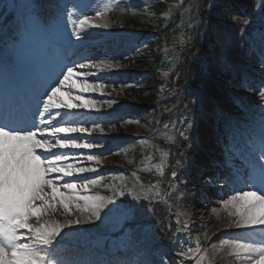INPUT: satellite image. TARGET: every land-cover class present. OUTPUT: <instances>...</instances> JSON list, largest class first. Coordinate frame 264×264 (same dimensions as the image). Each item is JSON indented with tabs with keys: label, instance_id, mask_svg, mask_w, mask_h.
I'll list each match as a JSON object with an SVG mask.
<instances>
[{
	"label": "snow or ice",
	"instance_id": "6c2138e0",
	"mask_svg": "<svg viewBox=\"0 0 264 264\" xmlns=\"http://www.w3.org/2000/svg\"><path fill=\"white\" fill-rule=\"evenodd\" d=\"M113 6V3L97 5L94 16H89L81 11L88 5H56L61 9L60 14L67 13L72 28L70 35L76 41L82 39L88 28H109L111 24L106 14ZM28 7L29 12L23 22L25 29L58 31L56 25H49L41 19L34 6ZM261 9L264 10V0ZM74 15L76 19H73ZM196 18L193 14V20ZM237 21V17H232L233 23ZM239 22L243 27L239 30L238 39L243 40L245 35L251 36L248 28L252 20L245 17ZM188 27H193V23H189ZM180 42L185 43L183 39ZM230 42V38L220 40V67L223 72L232 69L226 55ZM260 43L264 46V29L260 32ZM261 56L264 69V52ZM79 59L82 62L65 58L55 60L46 76L33 89L24 111L13 114L0 107V264H70L55 248V242L65 229L71 231L76 225L100 220L102 210L109 205L118 207L121 197H131L132 201L125 210V220L133 218L137 212L135 202L142 199L149 202L150 208L157 197L169 203V193L161 196L159 181L146 186L135 171L132 175L136 177L138 188L136 185L128 187L116 183V176L112 177L113 183L104 184L105 177L96 175L95 178H89L86 175L97 173V168L103 163L102 156L91 153L93 150H103L105 146L93 141L106 135L103 127V122H107L105 118H115L107 109L117 104L113 99L92 98L96 93L104 95V90L109 87L101 82L102 77L98 73L123 66L112 60ZM92 69L95 71H90ZM169 71L172 69L163 71L162 75L167 77ZM258 88L260 99L264 101V80ZM174 108L175 105L164 111L171 113ZM84 112L96 115H76ZM261 115L264 119V111ZM213 116L218 125L231 127V120L223 110L214 111ZM125 123L138 124L139 121L129 120ZM169 123L171 128L169 124L164 125L168 129L164 139L170 143H175L177 136L188 139L187 132L193 127L192 121L180 119ZM86 124L90 126L86 127ZM185 124L187 127L181 131L180 128ZM94 133L100 136H93ZM139 143L147 145L148 141L141 139ZM79 150L89 154L85 155ZM157 150L161 153L158 164L151 163V156H146L145 160L150 168H155L156 173L163 176L168 166L169 152ZM74 152L79 154L69 155ZM85 163L87 166H83ZM176 166L183 167L181 160H176ZM144 170H149V167ZM177 176L176 167H173L168 183L173 193L178 192L176 184L172 182ZM222 179L227 193L231 194L225 199L227 193H221L218 201L221 207H213L211 213L217 219H220L221 212L226 213L228 223L223 227L241 229L244 234L211 244V256L209 247L202 246L197 236L195 247L177 251L175 262L161 258L158 262L145 261L143 264H184L185 260L194 261V264H216L217 255L222 250H228L227 255L233 257L234 264H264V133L259 143L245 156V166L231 171ZM99 187L107 189L111 195L104 196L95 191ZM57 215L64 217L63 221L57 219ZM181 215L183 213H176L177 232L189 227L187 219L181 223ZM203 238L205 241L210 239L207 232L203 233Z\"/></svg>",
	"mask_w": 264,
	"mask_h": 264
},
{
	"label": "rangeland",
	"instance_id": "374dc122",
	"mask_svg": "<svg viewBox=\"0 0 264 264\" xmlns=\"http://www.w3.org/2000/svg\"><path fill=\"white\" fill-rule=\"evenodd\" d=\"M45 1L51 5L55 4L52 0H44V3ZM75 1L77 4H81L82 2L81 0H65L66 5L69 7L72 6ZM144 1L145 0H143V2L142 0H134V2H130V5L128 6L131 10H128L125 13L115 11L112 14L117 20H119V22H134L140 14L141 8L144 7ZM104 3L105 0L84 1L82 4L88 5V8H83L81 11L89 16H94V9H96V6H102ZM62 16L67 17V13L63 12ZM107 19L109 20L108 17ZM90 29L92 34L97 39H100L103 38L102 34L106 32L108 28L104 29L93 27ZM129 35L130 33L125 35L124 41L129 39ZM203 35L209 38L210 33H203ZM239 36V33H235L233 31L232 25L227 23L221 31L216 32L214 42L206 47L207 51L204 58L208 80L204 85L207 88L203 90L202 94L204 96L201 95L198 97V102L201 104L207 103L214 107L215 103L225 99L227 102H231V104H234L235 106L230 110L224 111L231 120L230 128L218 125L215 118L210 121L213 127L209 124H205L207 127L205 129L207 131L215 130V139L212 137H202L196 130L191 129V135L188 136V143L181 144V149L186 152L187 160L190 158L189 164H191L186 168L184 175V177L188 179V182H186L187 184L185 185L186 189H188V194L181 193L180 187L177 188L178 192L175 193L171 192L170 189L169 203L170 209L175 213V215L176 213H183L179 219L182 223L187 219L189 221V227L187 230L181 232V241L177 243L175 249L173 250L174 253H177V251L182 248L183 250H187L189 246L195 247V244L192 245L190 240L187 243L190 238V233L192 234L193 232H196L194 236H199L200 239L203 240L204 247H209L210 256L212 255L210 248L211 244H219L220 239H230L235 235L244 234L241 229L223 227L224 224L228 223L226 213L221 212L220 219H217L216 216L211 213V209L213 207H221L218 203L221 198V193H227L223 179L214 180L213 178L219 176H222L223 178L231 171H234L233 164L237 163L236 157H242V155L237 154V151L240 150L241 154L247 155L248 152H250L252 148L259 143L261 134L264 133V119H262L261 115L262 111H264V101H261L260 99L258 88L261 81L264 80V69H262L261 65V54L264 51V46L260 43V37L244 36L243 40H239ZM222 38H230L231 41L230 46L226 49L227 58L232 64V69L228 72H223L220 67L221 50L219 45ZM64 39L67 40V37H64ZM83 40L84 39L82 38L80 41H76V46ZM80 46L81 45L77 46V48H80ZM157 52L158 54H165L167 52V47L164 42L161 43ZM108 60L119 62L123 67L116 70H106L102 73H98V75L102 77L101 82L105 83L109 87L104 90V95H101L100 93L92 95L93 99H113L117 101V104H115L112 109H107V112L115 118H105L107 122H103L106 132L104 138L108 139L106 142L110 145L109 138L111 136L109 135L114 134L116 130H127V134L124 136L129 137L124 143L131 141L139 142L141 139H146L148 144H140L138 146L139 150L143 149V152L139 153V156L138 154L131 155L128 151L126 154L122 153L120 149L115 146H111L106 149L104 147L103 150H93L91 154L102 156L104 158L103 163L97 168V173L86 175H90L91 177L88 176L89 178H95L96 175L103 176L105 177V180L103 181L104 184L113 183L114 181L112 180V177L116 176L118 178L115 181L116 183L126 184L128 187H133L136 185V177H134L132 173L135 171L138 176L139 170L145 169L146 167L150 168L148 161L145 160L146 156L152 157V164L159 163L158 155L160 154V151L157 150L158 146L151 140V138L154 135L163 136L166 133V130L161 128L160 124L157 123L159 120L157 116L149 113L139 114L135 111L137 110V107L141 108L139 104H147V100L143 99V97H139L141 94L136 92L135 89H131L129 86L124 87L126 83L122 81L121 72L124 70V66L128 65L126 63L127 60L115 61L112 58ZM90 71L95 70L92 69ZM237 87L238 90H240V95L235 94L234 92ZM113 88L116 90L113 91ZM121 106L133 109L129 113V116L125 118L117 116L115 110ZM143 107L147 109V105ZM76 115L86 116L89 115V113H77ZM92 115L96 114L92 113ZM198 117L204 119L205 114L204 116H201L199 113ZM129 120H138L139 123H125V121ZM85 126L89 127L90 125L86 124ZM222 131H224V134ZM233 132L236 134L243 132L246 138H240L237 136L236 144V140L232 137ZM95 134L96 135L93 134V136H100L99 133ZM121 135H123V133H121ZM121 135L118 136L120 137ZM111 138L113 139V137ZM200 139L205 141L204 145ZM98 141L99 140L96 139L93 142L98 143ZM195 141H197V143ZM113 142H115V140ZM232 143L239 146V149L234 151ZM132 146H135V144L132 143ZM113 149H115V153H112ZM79 152H83L85 155L89 154L87 151L84 152L83 150H79ZM79 152L70 153L69 155L79 154ZM192 156H195L194 162H191ZM111 158H115V160H111ZM220 159L224 160L227 164L216 166L215 163ZM128 161H132V163H129ZM69 162L72 161L70 160ZM243 163L245 166V161H243ZM83 166H87V164L85 163ZM203 167L207 169L206 172L209 171L207 174ZM124 170H126L127 173L123 172ZM187 173H194L196 179L192 182L191 179L188 178ZM209 173L212 174L210 175ZM136 186L138 188V185ZM100 194L109 196L111 195V192L102 191ZM230 194L231 193H227L224 198L226 199L227 195ZM178 195L179 199H177ZM122 200L123 201H120L121 203L118 207L109 205L102 210V218L100 220L94 221L90 224L86 223L83 225H76L71 231L65 229L63 234L59 237L62 241V246L60 249H56L58 254L64 258V254H61L60 252L61 250H64V252H74L76 259L64 258L69 261L70 264H83L82 256L85 254L86 257H90L94 261L90 262V260L85 258L88 262H90V264H96L99 259L107 256L105 255L101 257L90 249H88V251H84L82 248L78 251L72 250L69 248L70 246H68V243H74V245H85L89 243L90 239L95 238V243L102 244L104 237L99 234L106 229L113 228L117 221L118 223L121 221L122 236L124 237H120L113 242L114 248H112V258L114 261L119 264H143L145 261H152L155 250L159 248V240L155 236H148V229L141 225V218L143 215H147L148 212V207L146 206L147 201L142 199L135 202L137 208L136 214L132 219L125 220L123 218L125 210L127 206L132 203V201L131 197H128L127 199L123 197ZM57 219L63 221L64 217L57 215ZM217 229H220V231H217ZM204 232L208 233L210 238L208 241H205L203 238ZM227 251L228 250H222L217 255L216 264H234L232 262V256L227 255ZM172 256L176 259L175 255ZM186 263L194 264V261L190 260Z\"/></svg>",
	"mask_w": 264,
	"mask_h": 264
},
{
	"label": "trees",
	"instance_id": "16d2710c",
	"mask_svg": "<svg viewBox=\"0 0 264 264\" xmlns=\"http://www.w3.org/2000/svg\"><path fill=\"white\" fill-rule=\"evenodd\" d=\"M254 5H255V0H216V2H213L212 0H193L191 2V6H193L192 12H194L196 10V7L198 6V10L203 13L202 17L204 18H202V20L203 21L205 20V23H204L205 25L208 24V22L206 21V19H208V20L213 21L217 26H220V27L223 23L222 19L220 18L223 17L225 14L231 15V16H237L239 18H245L246 12L254 9ZM199 6L202 9H200ZM162 7L163 6L161 5L159 9H162ZM213 13H215L214 18H213ZM191 15L192 14H190V16ZM160 21H157L156 23L158 27L157 35H160L163 39H166L167 41H172L173 44L177 45L176 42H178L177 38H179V33L187 31V27H186L187 21H184L182 25H177V24H174V20L171 18L167 22L172 25L168 26L167 28H164L163 26H161ZM187 33L191 34L190 29H188V31L186 32V36L184 37L185 41L186 39H189L190 37V35L188 36ZM178 43L180 45L182 44L181 42H178ZM143 63H145L147 66L151 65V62L147 60L144 61ZM187 76H186V80H188ZM180 77H184V76L181 75ZM191 81H188V82L191 83ZM170 102L171 104H173V101H170Z\"/></svg>",
	"mask_w": 264,
	"mask_h": 264
},
{
	"label": "bare ground",
	"instance_id": "6f19581e",
	"mask_svg": "<svg viewBox=\"0 0 264 264\" xmlns=\"http://www.w3.org/2000/svg\"><path fill=\"white\" fill-rule=\"evenodd\" d=\"M83 47V46H82ZM80 49H82V48H80ZM99 55H98V53H96V54H94V58H95V60H101L102 58L101 57H98ZM238 159L239 160H237V163H236V165L237 164H241V160H243L242 158H239L238 157ZM225 164V162H224V160H220L217 164ZM239 169V168H238ZM232 262L234 263V260H233V257H232Z\"/></svg>",
	"mask_w": 264,
	"mask_h": 264
}]
</instances>
